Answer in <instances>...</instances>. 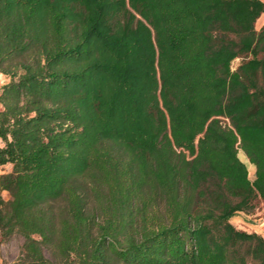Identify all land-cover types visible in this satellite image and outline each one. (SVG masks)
Returning <instances> with one entry per match:
<instances>
[{"label":"trees","instance_id":"16d2710c","mask_svg":"<svg viewBox=\"0 0 264 264\" xmlns=\"http://www.w3.org/2000/svg\"><path fill=\"white\" fill-rule=\"evenodd\" d=\"M260 16L263 0H0L12 264H264L231 221L264 204Z\"/></svg>","mask_w":264,"mask_h":264},{"label":"rangeland","instance_id":"374dc122","mask_svg":"<svg viewBox=\"0 0 264 264\" xmlns=\"http://www.w3.org/2000/svg\"><path fill=\"white\" fill-rule=\"evenodd\" d=\"M262 18H264V16H262L261 18H258V20L256 21L257 28L262 25L263 23ZM237 63H238V60L233 61L232 66L235 67ZM7 81H8V78L0 74V87ZM0 144L2 143L0 142ZM238 156L240 159L244 160V154L242 152H239ZM245 162L249 169L250 167H249L248 161L245 160ZM10 169H11L10 164L2 165L0 166V174L9 172ZM248 172H249V177L251 178L253 176V172L251 170ZM0 196L5 200L9 198L8 193L6 191H1ZM21 243H22V238L20 236H13L10 240L5 241V242L0 241V264H12V262H14L18 254V250H19Z\"/></svg>","mask_w":264,"mask_h":264},{"label":"crops","instance_id":"0c3cea01","mask_svg":"<svg viewBox=\"0 0 264 264\" xmlns=\"http://www.w3.org/2000/svg\"><path fill=\"white\" fill-rule=\"evenodd\" d=\"M261 17L262 16H260L259 18ZM262 21L264 22V18H262ZM241 160L245 163L248 169V166L245 162V160L248 161L247 158L244 156V160L243 159ZM249 167H250L249 169L252 172H254V166L251 163H249ZM249 169L248 171H250ZM231 221L237 228L246 231L257 232L264 238V204L259 209H257V211L254 214L251 215L244 214L242 212L236 213L231 218Z\"/></svg>","mask_w":264,"mask_h":264}]
</instances>
